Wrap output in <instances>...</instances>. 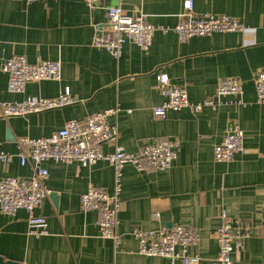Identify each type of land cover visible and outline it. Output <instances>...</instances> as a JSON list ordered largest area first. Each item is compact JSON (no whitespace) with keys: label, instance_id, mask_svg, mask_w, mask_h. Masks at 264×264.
Listing matches in <instances>:
<instances>
[{"label":"crops","instance_id":"0c3cea01","mask_svg":"<svg viewBox=\"0 0 264 264\" xmlns=\"http://www.w3.org/2000/svg\"><path fill=\"white\" fill-rule=\"evenodd\" d=\"M185 0H100L91 8L84 0H0V43L3 57L15 54L38 60H61L59 80L28 82L23 92L8 89L0 57V100L28 96L55 97L66 86L72 102L27 116L4 118L0 110V146L13 155L0 161V179L29 178L30 165H21L15 140L43 137L69 119L119 105L110 117L119 129L125 150L138 151L147 143L171 140L177 156L166 170L123 168V191L118 214L117 248L113 239L99 236L98 212L83 211L81 195L90 187L113 191L114 166L101 161L84 167L49 161L48 196L36 213L47 219L49 234L30 232L24 209L15 215L0 210V257L22 264H184L138 252L134 228L162 230L183 223L197 229L200 241L191 247L200 264H219L216 230L223 209L248 227L233 264H264V103L256 101L255 79L264 70V0H193L197 14L218 13L236 18L244 29L195 36L182 42L176 33L158 31L149 51L128 43L119 58L92 45L95 32L106 27V6L143 13L153 24L175 25ZM168 74L175 86L185 87L192 102L217 98L219 83L236 77L243 82L240 96L221 98L201 112L192 108L169 111L166 118L153 109L164 101L154 88L157 76ZM131 110V111H129ZM245 133L244 150L221 162L214 148L235 127ZM13 138L7 137V130ZM107 144L103 150L110 151ZM155 212H159V218Z\"/></svg>","mask_w":264,"mask_h":264},{"label":"built area","instance_id":"2783aa9c","mask_svg":"<svg viewBox=\"0 0 264 264\" xmlns=\"http://www.w3.org/2000/svg\"><path fill=\"white\" fill-rule=\"evenodd\" d=\"M35 2L40 0H26ZM44 1V0H41ZM91 8L100 0H84ZM106 27L95 32L92 45L106 50L114 58L122 56L125 46L133 43L144 52L150 50L154 36L158 31L174 32L182 42L195 36H210L218 32H236L244 29V24L236 18L218 13L197 14L193 0H185L180 20L173 26L153 24L145 14L126 12L120 5L106 6ZM0 57L4 58L2 70L8 77V89L23 92L28 82L41 80H59L62 77L61 60H38L31 63L26 56L15 54L3 57L0 43ZM154 88L164 97V101L155 106L154 115L166 118L168 112L192 108L201 112L204 107H215L221 98L240 96L244 92L243 82L236 77L221 80L217 89V98H207L201 102H192L185 87L172 85L166 73L157 76ZM256 101L264 103V70L255 79ZM72 102L71 89L66 86L55 97L28 96L20 101H1L0 110L4 118L27 116L54 108L63 107ZM121 110L114 106L90 114L84 120L69 119L64 126L43 137H18L15 140L17 156L21 165H30L33 174L29 178L6 176L0 179V210L15 215L24 209L28 214V225L32 234H49L47 219L36 213L37 208L48 196L46 181L49 169L44 166L49 161L63 163L80 162L84 167H93L101 161L114 166L115 180L112 192L98 187H90L81 195L80 207L83 211L96 210L99 214L97 226L99 236L113 239L118 248L121 237L117 233L119 211L123 191V168L132 164L139 171L166 170L177 156L176 145L171 140L147 143L136 152H130L117 142L118 126L110 121ZM131 111V110H129ZM245 133L240 127L229 131L216 144L214 156L217 161L227 162L244 150ZM110 144L112 150L105 151L103 146ZM1 145V144H0ZM11 152L0 146V161L10 162ZM159 218V212H155ZM222 223L216 230L219 244L217 260L219 264H233V253L243 247L248 235V227L238 219L221 212ZM131 233L138 241V252L146 256L163 257L171 262L200 264L202 257L192 253L191 247L200 241V233L187 224L179 223L169 229L144 230L134 228Z\"/></svg>","mask_w":264,"mask_h":264},{"label":"water","instance_id":"95a60500","mask_svg":"<svg viewBox=\"0 0 264 264\" xmlns=\"http://www.w3.org/2000/svg\"><path fill=\"white\" fill-rule=\"evenodd\" d=\"M7 137L10 138V139H14L11 131L9 130V128L7 130ZM44 166H46V164ZM0 264H22V263L21 262H16V261H10V260L9 261H5L2 257H0Z\"/></svg>","mask_w":264,"mask_h":264}]
</instances>
